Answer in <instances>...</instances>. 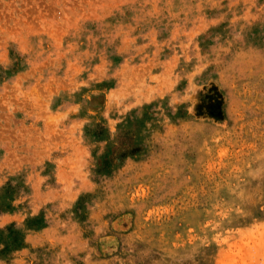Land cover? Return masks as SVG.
<instances>
[{"label":"rangeland","instance_id":"obj_1","mask_svg":"<svg viewBox=\"0 0 264 264\" xmlns=\"http://www.w3.org/2000/svg\"><path fill=\"white\" fill-rule=\"evenodd\" d=\"M0 264H264V0H0Z\"/></svg>","mask_w":264,"mask_h":264}]
</instances>
